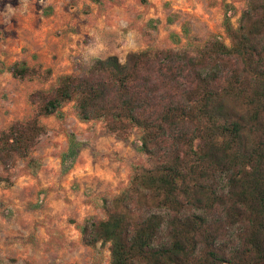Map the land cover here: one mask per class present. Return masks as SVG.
<instances>
[{
  "label": "trees",
  "instance_id": "1",
  "mask_svg": "<svg viewBox=\"0 0 264 264\" xmlns=\"http://www.w3.org/2000/svg\"><path fill=\"white\" fill-rule=\"evenodd\" d=\"M245 1L236 27L225 15L229 45L96 59L32 92V118L0 133L8 171L45 132L39 118L62 119L67 103L120 139L139 131L151 166L135 167L105 219L80 226L84 245L109 244V264H264V0ZM7 72L38 75L25 63Z\"/></svg>",
  "mask_w": 264,
  "mask_h": 264
},
{
  "label": "rangeland",
  "instance_id": "2",
  "mask_svg": "<svg viewBox=\"0 0 264 264\" xmlns=\"http://www.w3.org/2000/svg\"><path fill=\"white\" fill-rule=\"evenodd\" d=\"M245 7V0H0V133L32 118V92L81 75L96 59L123 62L149 48L193 51L213 37L229 45L225 15L236 27ZM16 63L38 75L13 78L7 68ZM62 112V119L39 118L45 132L28 158L8 171L0 166L4 264H109V244L84 245L80 226L105 219L104 205L128 186L135 167L151 166L138 149L139 131L124 140L101 121H79L72 102Z\"/></svg>",
  "mask_w": 264,
  "mask_h": 264
}]
</instances>
